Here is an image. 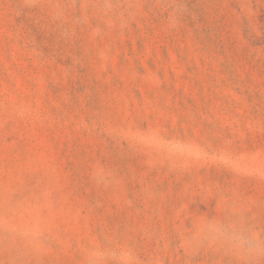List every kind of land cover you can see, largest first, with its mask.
Here are the masks:
<instances>
[{"label": "rangeland", "instance_id": "obj_1", "mask_svg": "<svg viewBox=\"0 0 264 264\" xmlns=\"http://www.w3.org/2000/svg\"><path fill=\"white\" fill-rule=\"evenodd\" d=\"M264 0H0V264H264Z\"/></svg>", "mask_w": 264, "mask_h": 264}, {"label": "clouds", "instance_id": "obj_2", "mask_svg": "<svg viewBox=\"0 0 264 264\" xmlns=\"http://www.w3.org/2000/svg\"><path fill=\"white\" fill-rule=\"evenodd\" d=\"M200 231L206 236H217L218 238L222 236L249 261H264V238L251 229L241 230L238 227H229L221 232L216 224L204 223Z\"/></svg>", "mask_w": 264, "mask_h": 264}]
</instances>
